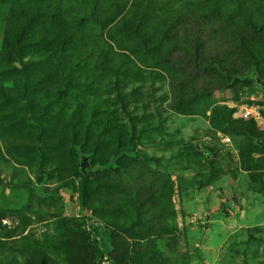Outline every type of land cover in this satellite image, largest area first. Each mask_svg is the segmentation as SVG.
Instances as JSON below:
<instances>
[{
	"label": "rangeland",
	"instance_id": "rangeland-1",
	"mask_svg": "<svg viewBox=\"0 0 264 264\" xmlns=\"http://www.w3.org/2000/svg\"><path fill=\"white\" fill-rule=\"evenodd\" d=\"M0 48V264H264V0H0Z\"/></svg>",
	"mask_w": 264,
	"mask_h": 264
},
{
	"label": "built area",
	"instance_id": "built-area-1",
	"mask_svg": "<svg viewBox=\"0 0 264 264\" xmlns=\"http://www.w3.org/2000/svg\"><path fill=\"white\" fill-rule=\"evenodd\" d=\"M237 116L242 120H261L262 113L260 108L254 106H241L238 108ZM262 121V120H261Z\"/></svg>",
	"mask_w": 264,
	"mask_h": 264
},
{
	"label": "trees",
	"instance_id": "trees-1",
	"mask_svg": "<svg viewBox=\"0 0 264 264\" xmlns=\"http://www.w3.org/2000/svg\"><path fill=\"white\" fill-rule=\"evenodd\" d=\"M1 49V48H0ZM14 52H12V54H14V55H19V51L18 50H13ZM255 82H256V78H255ZM263 91V90H262ZM261 113H262V116H263V111L261 110ZM250 120H252V119H250ZM259 142L260 143H264V139H261V140H259ZM46 247H45V251H47L48 253H50V254H54V248H53V245L51 244V243H49V244H47V245H45ZM91 256H92V262L91 263H89V264H96L95 263V260H96V258L98 257V258H101L102 257V255H101V253L98 251V250H96V251H94L92 254H91Z\"/></svg>",
	"mask_w": 264,
	"mask_h": 264
},
{
	"label": "water",
	"instance_id": "water-1",
	"mask_svg": "<svg viewBox=\"0 0 264 264\" xmlns=\"http://www.w3.org/2000/svg\"><path fill=\"white\" fill-rule=\"evenodd\" d=\"M256 83L261 87V89L264 91V80H261L259 78H256ZM86 159L82 158L81 160V165H80V169L82 172L85 171V167H86ZM230 201L232 202V204L237 205V201L235 198H231Z\"/></svg>",
	"mask_w": 264,
	"mask_h": 264
}]
</instances>
